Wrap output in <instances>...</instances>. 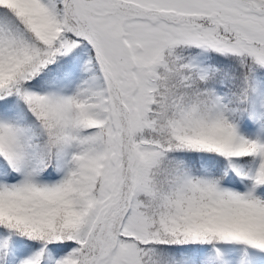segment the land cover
Masks as SVG:
<instances>
[{"label": "snow or ice", "instance_id": "obj_1", "mask_svg": "<svg viewBox=\"0 0 264 264\" xmlns=\"http://www.w3.org/2000/svg\"><path fill=\"white\" fill-rule=\"evenodd\" d=\"M0 264H264V0H0Z\"/></svg>", "mask_w": 264, "mask_h": 264}]
</instances>
